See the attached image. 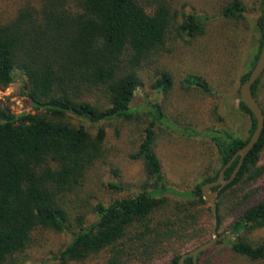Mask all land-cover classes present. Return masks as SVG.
<instances>
[{
	"label": "trees",
	"instance_id": "1",
	"mask_svg": "<svg viewBox=\"0 0 264 264\" xmlns=\"http://www.w3.org/2000/svg\"><path fill=\"white\" fill-rule=\"evenodd\" d=\"M258 3V48L251 50L253 59L241 85L249 79L264 43V0ZM247 12L243 0H230L222 16L239 26ZM205 34L202 18L177 10L173 0H25L14 17L0 23V89L19 76L21 95L34 110L44 112L16 114L0 102V264L25 253L35 234L43 231L71 234L59 253L60 261L70 264H85L103 254V264H154L158 257L170 254L171 264H178L188 253L181 248L208 241L212 214L201 187L216 181L221 169L249 142L256 129L253 113L240 101L241 111L251 121L247 138L224 128L203 134L215 146L217 166L194 189L177 191L168 186L154 148L157 129L173 123L159 102H149L141 115L133 107L144 85L142 72L169 42ZM156 72L153 89L170 93L173 76L166 69ZM263 78L264 74L252 92L264 112ZM185 82L209 91L199 76H189ZM70 117L93 124L144 119L146 125L132 156L143 163L146 180L133 196L97 204L96 219L90 224L78 214L74 225L64 200L82 186L90 168L103 157L107 134L100 127L93 135L85 126L69 122ZM185 131L190 137L201 134L191 127ZM263 153L264 131L235 181L219 195V230L222 207L232 194L262 175ZM237 163L226 172V179ZM262 228L264 199L241 209L230 226L235 238L229 239L231 250L251 262L264 263V242L256 244L247 236ZM212 251L200 254L199 264H206L203 257Z\"/></svg>",
	"mask_w": 264,
	"mask_h": 264
},
{
	"label": "rangeland",
	"instance_id": "2",
	"mask_svg": "<svg viewBox=\"0 0 264 264\" xmlns=\"http://www.w3.org/2000/svg\"><path fill=\"white\" fill-rule=\"evenodd\" d=\"M25 0H0V23H6ZM34 2L36 0H33ZM230 0H173L174 7L202 18L206 34L196 39L174 37L167 49L155 57L153 64L142 72L144 85L136 93L133 107L141 115L149 102H159L173 123L170 128H158L154 144L161 161L163 174L169 187L177 191L194 189L202 180L212 175L217 166V151L203 134L211 129H227L247 138L251 127L248 115L240 109V79L248 71L253 59L251 50L258 48L256 21L260 16L258 0H243L248 12L246 20L238 26L235 20L222 16V10ZM246 26H245V25ZM166 69L173 76V89L168 94L158 93L152 87L156 70ZM196 75L203 79L209 91L189 86L185 81ZM22 79L8 88L0 89V102L7 103L16 114L43 115L33 109L21 95ZM264 87V78H263ZM264 105V94L260 97ZM68 121L83 125L95 135L100 127L106 131L103 157L88 171L82 186L65 197L72 223L78 214L85 215L87 224L96 219L97 204L133 196L146 180L143 163L132 156L138 151L146 127L144 119L135 121L113 120L99 124L70 117ZM198 129L197 137L186 135L187 128ZM262 175L243 185L232 199L222 207L223 222L219 240L213 251L203 257L206 264H264L235 254L229 239L230 226L236 221L241 209L264 199V153L259 164ZM118 185L119 188H114ZM208 205V204H207ZM213 218L210 222L212 227ZM254 242H264V228L247 234ZM211 237L207 238V240ZM71 234L52 231L37 232L30 247L8 264H70L61 262L59 253L71 241ZM196 245L181 248L189 252ZM173 255L158 257L154 264H171ZM104 254L85 264H103Z\"/></svg>",
	"mask_w": 264,
	"mask_h": 264
},
{
	"label": "water",
	"instance_id": "3",
	"mask_svg": "<svg viewBox=\"0 0 264 264\" xmlns=\"http://www.w3.org/2000/svg\"><path fill=\"white\" fill-rule=\"evenodd\" d=\"M264 74V43L262 50L260 52L258 61L251 71L249 79L243 83L240 87V98L241 101L249 108L256 119V129L251 136L249 142L241 148L231 159V161L224 166L216 181L208 182L201 187V193L204 201L210 207L213 223L211 227V237L208 241L197 246L193 250L180 257L178 264H186L188 259L193 260V264H199L200 254L210 251L219 242V219H218V198L221 191L235 181L239 172L241 171L244 162L249 155V153L255 148L261 139L264 131V112L260 106L259 100L254 96L252 92V87ZM238 160L237 166L235 167L231 176L226 179V172L232 167L233 163Z\"/></svg>",
	"mask_w": 264,
	"mask_h": 264
}]
</instances>
